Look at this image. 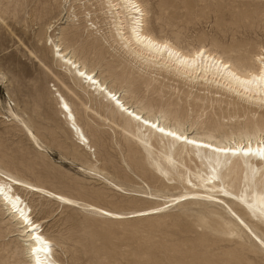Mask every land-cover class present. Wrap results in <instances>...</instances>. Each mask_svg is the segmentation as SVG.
<instances>
[{"label": "rangeland", "instance_id": "374dc122", "mask_svg": "<svg viewBox=\"0 0 264 264\" xmlns=\"http://www.w3.org/2000/svg\"><path fill=\"white\" fill-rule=\"evenodd\" d=\"M139 1L147 12V27L161 38L174 41L179 37L178 43L187 49L205 46L229 57L241 51L240 48L256 51L264 44V31L254 29L257 18L264 14V0ZM100 5L99 0H0V166L20 170L24 177L26 174L30 180L49 189L126 212L156 203L147 202L131 190L116 191L103 177L141 191L177 194L183 188L176 181L169 188L162 187L159 181H152L150 173L144 174L137 168L144 160L143 154L109 128L92 109H86L83 101L87 102L88 95L60 66L59 57H53L54 45L47 35H58L63 46L78 55L86 53L96 59L102 54L104 61L100 70L109 75L107 62L117 65L123 53L110 37L109 19L104 13L107 8ZM99 6L103 9L99 10ZM51 21L54 27L47 29ZM91 22L95 23L91 25ZM181 81L169 83L181 88L178 94L183 100V91L188 88L193 95L203 92L211 95L202 84L187 85ZM59 93L72 105L90 140L91 150L81 148L73 138L58 105ZM137 95L158 98V92H148L145 86ZM215 96L228 98L222 93ZM217 103L206 109L189 110L191 118L196 116L205 123L204 128H212L218 111L233 110L232 106L227 108L225 103ZM89 105L95 109L93 103ZM10 106L32 125L43 143L52 147L49 154L39 151L12 119L8 112ZM246 106L251 107L246 102L239 105ZM262 112L264 108L259 109L255 118ZM250 118L251 114L243 115L228 121L229 124L224 120V126L228 128ZM80 154L81 157L76 156ZM85 157L91 158L101 175L80 170ZM15 189L30 201L33 217L42 221L44 233L55 239L54 255L60 264H264V246L241 228L221 202L213 199L192 198V201L168 206L162 214L114 221L82 208L61 205L53 197L25 194L16 185ZM233 191L237 192V188ZM215 195L226 198L223 200L239 212L237 209L241 207L237 205L242 202L236 196L224 192ZM245 213L254 220L257 229L261 228L256 231L264 238L262 221L254 218L248 209ZM233 221L237 222L236 226ZM19 235L18 226L0 206V250L8 243L12 250L15 244L21 248L25 243Z\"/></svg>", "mask_w": 264, "mask_h": 264}, {"label": "bare ground", "instance_id": "6f19581e", "mask_svg": "<svg viewBox=\"0 0 264 264\" xmlns=\"http://www.w3.org/2000/svg\"><path fill=\"white\" fill-rule=\"evenodd\" d=\"M99 1L101 2L100 6L103 5L104 9L107 8L104 13L108 15L105 18L109 19L110 37L116 43V48L123 53L122 58L117 60V65L107 62L109 75H104L103 71L100 70L102 61H104L102 54H99L96 59L86 53L78 55L74 50H69V47H64L58 35L54 37L47 35V39L54 45L53 57H59L60 66L64 67L73 82L75 81L76 85L88 95L87 102L83 101L86 109H92L107 122L109 128L113 129L116 134L118 133L125 142L135 145L143 154L144 163L141 164L142 160L140 163L138 161L140 166L137 168H140L144 174L150 173L152 181H159L162 187L169 188L170 183L176 181L182 184L183 189L177 194H166L159 190L128 189L119 182L102 176L114 190L125 193L131 190L132 193L140 194L147 202L156 203L125 212V210L107 208L86 199L75 198L66 192H61V190L49 189L51 187L48 188L45 187L46 185L34 182L35 180L32 181L33 179L30 180L31 178L29 179L28 176L27 178L26 174L24 177L22 173H19L20 170L17 171L4 165L0 166V206L16 223L20 232L19 236L24 237L23 242L25 243H22L21 248L15 244L13 250L8 248L11 246L10 243L5 244L4 249L0 250V264H36L37 259L41 264H60L54 255L55 239L53 240V237L50 238L44 233L42 221L40 222L33 217L30 201H28L29 203L26 201L21 195L23 193L15 189V185L25 194L31 192L33 195L38 193L43 197H53L61 205L82 208L114 221L129 218L136 220L151 214L161 213L170 205H179V203L188 202V199L191 200L192 198L213 199L221 202L228 212L237 219L241 228L254 237L260 246L261 244L264 246L262 243L264 238L256 231L261 230V228L257 229L258 227L256 226V228L253 224L254 220L252 221L249 214L245 213L248 209V212L254 218L261 220L264 225V160L255 155L244 154L248 149H251L252 152L264 149V112L255 118L259 109L264 108V81L258 79L264 73V60L259 59L264 57V44H260L256 51L240 48L241 51L238 50V53H232L229 57L205 46L190 50L178 43L179 37L172 41L168 38L158 37L149 29L146 19L147 12L139 0ZM100 6L99 10L102 8ZM93 23L95 22H91V25ZM254 26L256 31H264V14L257 18ZM53 27L51 21L47 29ZM201 51L204 53L202 56L198 55ZM81 72L84 73L83 76L80 75ZM89 76L92 77V80L88 79ZM178 80H182L181 82L187 85L202 84L205 86V90L211 92V95L204 92L193 95V92L188 88L187 91H183L185 96L183 100L178 94L181 88L169 83ZM144 86L148 92H158V98L153 100L145 96L139 97L137 94ZM218 93L227 95L228 98H218L219 95L215 96ZM113 96L116 97L115 100L112 99ZM191 96H193L192 100L189 99ZM90 102L93 103L95 109L89 105ZM181 102L186 106L182 107ZM214 102L225 103L227 108L232 106L233 110L220 108L221 110L219 109L217 114V122L212 128H204L205 123L199 118H195L196 116L191 118L189 110L194 112L195 108L206 109ZM242 102L249 103L251 107L240 108L239 105ZM58 105L77 144L82 146L81 148L91 150L90 140L79 124L72 105L60 93L58 94ZM13 108L8 107L12 119L18 123L39 151L49 154L52 147L43 143L41 136L34 131L32 125L30 124V126L25 121L26 119L24 120ZM240 111L242 114H239ZM249 114L252 115V118L246 121L235 123L228 128L224 126V120L230 122L232 119H239L241 116ZM137 116L140 117L139 120L136 119ZM145 120L150 123L144 124L143 121ZM152 124H156L157 128H153ZM159 127L165 128L166 131L176 132L178 135L183 134L189 140L197 141V145L161 134L158 131ZM205 144H211L213 149L232 148L236 154L216 153L212 149L202 146ZM81 154L76 156L81 157ZM85 159V162H81V167L79 166L80 170L89 174L101 175L99 167L93 163L91 158L85 157ZM228 177L230 180H227ZM236 181H239L237 186ZM233 182L234 184H232ZM236 188L237 192L233 191ZM219 192L236 196L245 206L241 203L238 204L237 206L241 208L237 209L239 210L237 212L227 201L223 200L226 198L215 195ZM182 197H188V199H182ZM13 205L25 215H28L29 209H31L30 219L39 225V232L29 235L30 229L20 219ZM108 212L112 215L103 214ZM237 222L233 221L234 226ZM35 235L42 237L40 242L33 243L32 238ZM34 248L40 250L33 252L32 249ZM49 248L51 251H48Z\"/></svg>", "mask_w": 264, "mask_h": 264}, {"label": "snow or ice", "instance_id": "6c2138e0", "mask_svg": "<svg viewBox=\"0 0 264 264\" xmlns=\"http://www.w3.org/2000/svg\"><path fill=\"white\" fill-rule=\"evenodd\" d=\"M137 11H139V9H137ZM203 54H204L203 51H201V52L198 53V55H201V56H202ZM259 59L264 60V57H260ZM225 67H227V66L225 65ZM80 75L83 76L84 73L81 72ZM88 79H89V80H92V77L89 76ZM258 79H259L260 81H264V73H262V74L258 77ZM112 99L115 100L116 97L113 96ZM117 103H119V101H117ZM121 107H122V106H121ZM125 111H127V110L125 109ZM136 119L139 120L140 117L137 116ZM143 123L147 125V124H149L150 122L147 121V120H145V121H143ZM151 126H152L153 128H157V125H156V124H152ZM158 131H159L161 134H166V135H168V136H171V137L175 138L176 140H180V141H183V142H186V143H191V144H193V145H197V141H195V140H189L188 137L185 136V135H183V134H179V135H178L176 132H173V131H170V130L166 131L165 128H163V127H159V128H158ZM202 146L205 147V148H208V149H212V150L215 151L216 153H225V154H227V153H232V154H236L235 151H234V149H232V148H214V149H213L211 144H205V145H202ZM244 154H246V155H248V154L255 155V156L260 157L261 160H264V149H259V150H257L256 152H252L251 149H248L247 152H245ZM189 183H190V181H189ZM182 199H188V197H182ZM69 203H71V202L69 201ZM13 208H14V210L19 214L20 219L24 222L25 226H26L28 229H30V231H29V235H32V233L39 232V225L36 224L33 220L30 219V216L32 215V213H31V209H29V213H28V215H25V213L22 212L19 208H16L15 205H13ZM103 214H104V215H108V216H111V215H112V213H110V212H108V213H103ZM32 239H33V243H36V242H40L41 239H42V237H41L40 235H35V236H33ZM262 243H264V242H262ZM39 250H40L39 248H34V249H32L33 252H37V251H39ZM48 251H51V249L49 248ZM36 264H41V262L37 259Z\"/></svg>", "mask_w": 264, "mask_h": 264}]
</instances>
